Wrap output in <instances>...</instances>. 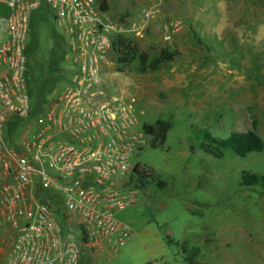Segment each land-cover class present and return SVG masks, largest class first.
<instances>
[{
	"label": "rangeland",
	"instance_id": "rangeland-1",
	"mask_svg": "<svg viewBox=\"0 0 264 264\" xmlns=\"http://www.w3.org/2000/svg\"><path fill=\"white\" fill-rule=\"evenodd\" d=\"M104 1L122 19L148 2ZM58 35L50 14L34 10L32 74L51 66ZM133 39L149 59L162 48L172 56L144 72L135 60L110 59L103 97L131 101L139 126L162 119L170 127L162 144L147 142L129 157L154 176L141 186L129 175L132 203L116 217L130 235L114 250L83 249L79 264H264V195L240 184L242 171L264 174V0H161L145 35ZM245 130L260 136V151L213 156L201 148L206 135ZM10 242L0 224V264Z\"/></svg>",
	"mask_w": 264,
	"mask_h": 264
},
{
	"label": "built area",
	"instance_id": "built-area-1",
	"mask_svg": "<svg viewBox=\"0 0 264 264\" xmlns=\"http://www.w3.org/2000/svg\"><path fill=\"white\" fill-rule=\"evenodd\" d=\"M41 5L70 73L30 114L23 50ZM160 5L148 0L128 20L100 0H0V224L11 237L3 264H79L83 249L114 250L130 235L116 214L132 203L129 157L151 136L131 101L103 97L100 76L113 38L142 37Z\"/></svg>",
	"mask_w": 264,
	"mask_h": 264
},
{
	"label": "trees",
	"instance_id": "trees-1",
	"mask_svg": "<svg viewBox=\"0 0 264 264\" xmlns=\"http://www.w3.org/2000/svg\"><path fill=\"white\" fill-rule=\"evenodd\" d=\"M40 7L45 9L43 5ZM100 7L107 9L104 0H100ZM55 37L56 49L54 50V58L51 61V66L48 67V69L40 68L35 74H32L34 67L33 64H31L30 58L34 50L29 39L28 19V31L23 53L25 56L24 78L26 92L29 99L30 114L38 113L41 110L43 104L47 101L51 92L63 84L67 80L70 73L68 60L65 59V54L67 51L64 38L60 32L59 35ZM52 44H54V42L50 41L49 45L52 46ZM109 56L110 59H113L118 66L126 65L135 60L138 64V70L140 72H144L146 69L154 70L157 68L159 63L170 60L172 53L167 49L162 48L153 58L149 59L147 53L141 51L134 42L133 36L130 34H124L113 38ZM169 127V121L162 119H157L151 123L143 122L142 124V128L150 134L151 138L149 143L153 146L163 143L166 131L169 129ZM206 138L208 139V143L204 146L201 144V148L204 152L213 156H220V149H228L237 156H244L249 152L260 151L263 147L262 139L253 130H245L241 132L234 131L225 138H215L210 135H206ZM133 176L141 186L146 183L147 177H149L151 180H154L153 173L146 171L137 163L132 167L130 177ZM158 184H160V182H158ZM240 184L245 186L259 185L261 192L264 195V174H255L242 171L240 175Z\"/></svg>",
	"mask_w": 264,
	"mask_h": 264
},
{
	"label": "crops",
	"instance_id": "crops-1",
	"mask_svg": "<svg viewBox=\"0 0 264 264\" xmlns=\"http://www.w3.org/2000/svg\"><path fill=\"white\" fill-rule=\"evenodd\" d=\"M138 13V12H137ZM114 14V13H113ZM136 14V13H135ZM116 15V14H115ZM137 15V14H136ZM136 15H131V16H129L128 18H126V19H128V20H131V19H133V18H135V16ZM148 27V26H147ZM147 29V28H146ZM145 33H146V30H145V32H144V34L143 35H145Z\"/></svg>",
	"mask_w": 264,
	"mask_h": 264
}]
</instances>
